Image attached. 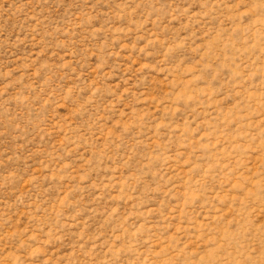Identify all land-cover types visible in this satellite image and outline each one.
<instances>
[{
	"label": "rangeland",
	"instance_id": "1",
	"mask_svg": "<svg viewBox=\"0 0 264 264\" xmlns=\"http://www.w3.org/2000/svg\"><path fill=\"white\" fill-rule=\"evenodd\" d=\"M0 264H264V0H0Z\"/></svg>",
	"mask_w": 264,
	"mask_h": 264
}]
</instances>
